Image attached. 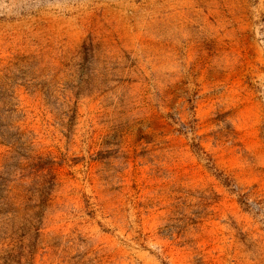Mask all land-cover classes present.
Segmentation results:
<instances>
[{"label":"rangeland","instance_id":"obj_1","mask_svg":"<svg viewBox=\"0 0 264 264\" xmlns=\"http://www.w3.org/2000/svg\"><path fill=\"white\" fill-rule=\"evenodd\" d=\"M0 102V264H264V0H0Z\"/></svg>","mask_w":264,"mask_h":264},{"label":"trees","instance_id":"obj_2","mask_svg":"<svg viewBox=\"0 0 264 264\" xmlns=\"http://www.w3.org/2000/svg\"><path fill=\"white\" fill-rule=\"evenodd\" d=\"M15 112V109L5 106L0 102V137L4 139H10L13 145L10 148L20 149L23 148V144L20 142L23 137V131L20 130L19 126L13 125L11 122V115ZM25 146V145H24ZM14 154H17V151ZM27 157V156H26ZM23 158V156H21ZM26 160L27 165L21 167L20 163H16L13 169L19 171L23 169H30L34 171L36 167L40 166L42 161L41 157H27L23 158ZM18 167V168H16ZM20 167V168H19ZM45 170L49 174L52 169L41 167V170ZM0 171V246L10 245L16 248L19 243L18 238L29 232L30 228L33 227V223H38L39 220L30 218L28 214L26 216H20V211H28L27 203L33 200V195L30 194L29 190H24L21 184H15V180H7L8 174L5 171ZM14 184L9 186V184ZM19 183V182H16ZM17 186L18 192H15L13 187ZM36 200H44V189L36 190ZM17 216H20L19 223H16ZM36 229V228H35Z\"/></svg>","mask_w":264,"mask_h":264}]
</instances>
